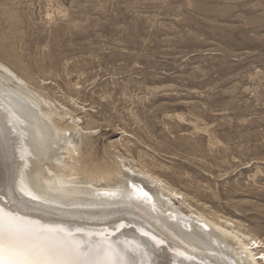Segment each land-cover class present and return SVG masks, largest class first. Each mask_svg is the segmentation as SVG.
I'll list each match as a JSON object with an SVG mask.
<instances>
[{
  "label": "rangeland",
  "instance_id": "374dc122",
  "mask_svg": "<svg viewBox=\"0 0 264 264\" xmlns=\"http://www.w3.org/2000/svg\"><path fill=\"white\" fill-rule=\"evenodd\" d=\"M0 46L92 159L264 241V0H0Z\"/></svg>",
  "mask_w": 264,
  "mask_h": 264
},
{
  "label": "bare ground",
  "instance_id": "6f19581e",
  "mask_svg": "<svg viewBox=\"0 0 264 264\" xmlns=\"http://www.w3.org/2000/svg\"><path fill=\"white\" fill-rule=\"evenodd\" d=\"M17 71L0 59V127L13 141L16 154L24 158L21 186L49 202L38 205L30 215L71 226L123 217L126 224L165 239L174 252L194 257L188 261L174 256V264H264L263 239L242 230L234 219L195 210V204L187 203L185 192L157 171L141 167L137 173L118 155L109 163L92 159L90 151L84 153L85 128L70 117L69 110L50 101L45 87L31 85ZM4 174L0 161V185ZM131 185L136 186L135 192H131ZM145 192L151 199L145 197L144 204L118 199L129 194L133 199L143 197ZM122 231L129 239L138 235L133 228Z\"/></svg>",
  "mask_w": 264,
  "mask_h": 264
},
{
  "label": "snow or ice",
  "instance_id": "6c2138e0",
  "mask_svg": "<svg viewBox=\"0 0 264 264\" xmlns=\"http://www.w3.org/2000/svg\"><path fill=\"white\" fill-rule=\"evenodd\" d=\"M5 123H8L7 115ZM0 161L5 166L3 185H0V264H174V256L194 259L184 252H174L165 239L151 231L126 224L123 217L118 221L97 220L71 226L30 215L38 205L49 202L21 186L26 164L16 154L13 141L5 137L2 127ZM130 190L135 192L136 186L131 185ZM145 197L151 199L146 192L143 197L133 199L129 194L118 199L144 204ZM128 228L135 229L138 235L125 237L122 230Z\"/></svg>",
  "mask_w": 264,
  "mask_h": 264
}]
</instances>
